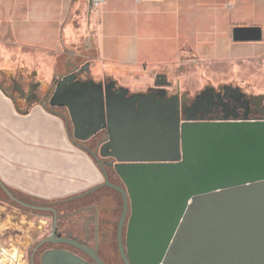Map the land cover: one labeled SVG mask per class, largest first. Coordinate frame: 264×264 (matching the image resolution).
<instances>
[{"label": "water", "instance_id": "95a60500", "mask_svg": "<svg viewBox=\"0 0 264 264\" xmlns=\"http://www.w3.org/2000/svg\"><path fill=\"white\" fill-rule=\"evenodd\" d=\"M233 38L259 41L263 29L235 26ZM88 68L87 63L63 76L49 103L67 107L77 140H87L105 127L109 130V142L101 155L94 152L93 157L104 173L102 184L124 197L119 224L124 262L264 264V120L181 121L177 98L150 100L148 105L135 99L127 103L123 95L110 97L92 79L74 81ZM164 80L166 75L159 73L155 84ZM100 156L115 158L113 168L124 187L110 182ZM0 186L23 207L54 213L52 237L42 242L74 245L106 264L95 248L71 237H55L56 208L23 201L1 179ZM50 253L62 264H88L68 251L46 252L44 264Z\"/></svg>", "mask_w": 264, "mask_h": 264}, {"label": "crops", "instance_id": "0c3cea01", "mask_svg": "<svg viewBox=\"0 0 264 264\" xmlns=\"http://www.w3.org/2000/svg\"><path fill=\"white\" fill-rule=\"evenodd\" d=\"M256 25L263 29L262 40H234L235 26ZM183 61L237 64L240 78L247 71L263 76L264 0H106L97 6L93 0H0V72L28 70L38 79L33 81L37 86L39 80L53 86L88 63L85 72L92 80L109 78L131 91H144L159 73L169 76ZM220 72L207 69L205 75L215 78ZM16 78L12 76L11 83ZM28 107L19 113L14 95L0 81V135L11 134L19 121L21 129L14 133L24 137L26 154H15L13 160L25 163L30 171L25 179L32 182L33 172L49 163L48 155L34 153V139L49 135V129L64 132L68 111L39 98ZM3 117L8 121L2 123ZM16 147L21 145L16 142ZM80 169L78 163L70 174L89 179ZM6 173L0 168V179L8 188L51 205L102 184L89 179L95 185L74 186L69 179L59 187L55 181L53 192L38 194L10 182Z\"/></svg>", "mask_w": 264, "mask_h": 264}, {"label": "flooded vegetation", "instance_id": "af4514ba", "mask_svg": "<svg viewBox=\"0 0 264 264\" xmlns=\"http://www.w3.org/2000/svg\"><path fill=\"white\" fill-rule=\"evenodd\" d=\"M79 79L87 82L91 78L88 73L82 72L81 74H78L74 81ZM99 83L108 91L110 97H116L118 94L123 95V98L127 103H129L131 99H135L136 103L145 101L148 105L150 100L160 102L161 99L165 98H177L180 105L181 121H184L188 117L196 121L205 122L264 120V92L248 90L245 86L233 81L205 84L204 87L193 96H189L187 92L180 93L179 91H176L169 93L168 88L171 87L172 84L168 78L166 82L164 80L163 84L150 85L144 91H131L128 87L119 85L116 81L109 78H104L99 81ZM56 84L53 85V88L49 93H46L48 99L54 93ZM78 85L81 86L80 84H77V86ZM12 87L19 96L27 98L29 103L38 100L37 89L39 86L35 83H32L26 90L17 80H13ZM65 94H68L66 90L64 92V95ZM58 100L63 101L64 96H60ZM53 107L64 109L66 112L68 111L67 107L64 105H55ZM108 137L109 130L105 127L87 140L76 139V141L93 156L94 152L101 155L102 147L109 142L110 138L108 139ZM100 158L103 161L110 182L124 187L122 180L113 168L115 158L112 156H100ZM105 180L104 176L103 183H105ZM0 189L4 191L1 186ZM12 191L14 194L15 192L18 193L17 191ZM22 200L34 205L51 206L57 209L59 217L55 237H71L89 247L95 248L97 254L106 264H126L119 248V224L124 206V197L120 190L102 184L80 197L76 196L75 199H73L75 200L73 205L69 206L67 209L59 204L51 205L38 201L29 202L25 199ZM13 202L20 207L22 206L15 201ZM24 208L29 209L26 207ZM35 211L51 212L53 214L54 222V213L52 211ZM129 214L130 212L127 215L123 229L124 245H126V230ZM63 228H69L71 232L63 230ZM52 233L53 228L51 235L46 238H51ZM43 240L44 239L36 243L29 253V264H44L42 257L48 251H68L80 257L82 261L88 264H99L90 253L74 245L52 240L42 242ZM63 244H67L69 247L61 246ZM51 254L52 253H50L48 257L47 264H62L59 260L53 258L55 255ZM78 262H80L79 259Z\"/></svg>", "mask_w": 264, "mask_h": 264}, {"label": "rangeland", "instance_id": "374dc122", "mask_svg": "<svg viewBox=\"0 0 264 264\" xmlns=\"http://www.w3.org/2000/svg\"><path fill=\"white\" fill-rule=\"evenodd\" d=\"M207 69L221 70V74L215 78H210L205 75ZM240 71L239 65H206L198 61H183L176 65L170 75H166L171 81V87L168 88L169 93L179 91L180 93L187 92L189 96L195 95L201 90L205 84H217L220 82H237L245 86L248 90L256 92H264V75L255 77L248 75L249 71L243 72L242 78L238 77ZM15 75V76H14ZM12 76L17 77L16 80L27 90L33 81L38 80L29 71L17 67L16 71L5 70L0 72V81L5 83L6 87L16 100V106L19 113H25L28 106L31 104L27 98H22L12 87ZM39 88L37 89L38 98L49 103L46 93H49L53 86H49L45 82L39 80ZM150 84L154 85L155 81ZM146 87V86H145ZM144 87V89H146ZM139 91V90H135ZM67 114L68 127L64 132L49 129L50 134L46 137L35 138L33 141L34 153L44 156H49V163L47 166L39 168L33 172L31 182L30 179H25L26 174L30 172L26 169L25 163L14 162V155L24 157L26 152L24 148V137L15 132L21 129L19 121L16 129L11 134L0 135V168L7 172L8 180L17 186L26 188L27 191L42 194V192H53L56 188L54 182L66 183L72 179L74 186L77 184L81 187L87 184L91 185L89 179L93 183H103V175L99 171L98 165L95 163L92 155L81 147H77L70 138H74V126L70 118L69 112ZM19 118V117H17ZM8 121L3 117L2 123ZM36 133H34L35 135ZM20 139H15L16 136ZM57 139L59 141H57ZM64 139V144L62 140ZM11 142V146L10 143ZM21 145V147H16ZM33 153V154H34ZM58 157V158H57ZM96 164L98 169L94 168ZM81 166V172L87 173L89 179H82L84 174H80V179L77 175L70 173L74 172L76 165ZM115 171V170H114ZM38 172V173H36ZM75 172H77L75 170ZM117 174V173H116ZM41 178V180H39ZM36 179V180H35ZM86 180V182L84 181ZM54 185V186H53ZM42 198V197H41ZM0 264H29V253L33 247L40 240L49 237L53 228V214L48 211H35L20 207L13 201L9 200L3 191L0 189ZM63 230L70 231L69 228ZM71 232V231H70ZM80 234V233H79ZM69 247L67 244L61 245Z\"/></svg>", "mask_w": 264, "mask_h": 264}, {"label": "trees", "instance_id": "16d2710c", "mask_svg": "<svg viewBox=\"0 0 264 264\" xmlns=\"http://www.w3.org/2000/svg\"><path fill=\"white\" fill-rule=\"evenodd\" d=\"M3 193L5 194V196L9 199V200H11L10 199V197L8 196V195H6V193L3 191ZM15 194L18 196V197H20V198H22V199H25V200H27V201H29V202H32V201H37V199H34V198H30V197H26V196H23L21 193H16L15 192ZM73 199H75V197H71V198H67V199H63V200H59V201H55L54 203L57 205V204H59L60 206H64V208H68L69 206H71V205H73V203L75 202V200H73ZM12 201V200H11ZM22 207V206H21ZM24 208V207H23ZM65 209V210H66ZM67 212V211H66Z\"/></svg>", "mask_w": 264, "mask_h": 264}, {"label": "built area", "instance_id": "2783aa9c", "mask_svg": "<svg viewBox=\"0 0 264 264\" xmlns=\"http://www.w3.org/2000/svg\"><path fill=\"white\" fill-rule=\"evenodd\" d=\"M106 0H93L95 6L99 5L100 3L105 2Z\"/></svg>", "mask_w": 264, "mask_h": 264}]
</instances>
